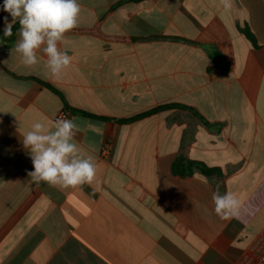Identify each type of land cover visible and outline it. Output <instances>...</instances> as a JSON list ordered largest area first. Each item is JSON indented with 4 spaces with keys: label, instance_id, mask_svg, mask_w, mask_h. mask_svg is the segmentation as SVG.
Instances as JSON below:
<instances>
[{
    "label": "crops",
    "instance_id": "crops-1",
    "mask_svg": "<svg viewBox=\"0 0 264 264\" xmlns=\"http://www.w3.org/2000/svg\"><path fill=\"white\" fill-rule=\"evenodd\" d=\"M79 3L60 78L42 51L24 65L18 32L0 45V264L264 260V0H233L230 12L219 0ZM5 17L0 7V35ZM168 105L185 108L121 122ZM63 111L98 183L27 176L23 134ZM217 186L239 199L237 218L215 213Z\"/></svg>",
    "mask_w": 264,
    "mask_h": 264
},
{
    "label": "clouds",
    "instance_id": "clouds-1",
    "mask_svg": "<svg viewBox=\"0 0 264 264\" xmlns=\"http://www.w3.org/2000/svg\"><path fill=\"white\" fill-rule=\"evenodd\" d=\"M225 12L233 8V0H219ZM4 37H11L13 24L19 22L15 52L26 66L39 63L37 53L46 55V68L51 76L60 78L72 63V57L62 51L59 43L65 34L78 26L79 0H3ZM77 118H58L49 128L35 122L23 134V146L28 150L33 170L27 176L36 185L42 183L61 188L77 187L97 182V166L90 158L79 154L74 137L79 131ZM214 211L221 219L237 218L241 203L232 192L221 194L219 186L212 196Z\"/></svg>",
    "mask_w": 264,
    "mask_h": 264
},
{
    "label": "trees",
    "instance_id": "trees-1",
    "mask_svg": "<svg viewBox=\"0 0 264 264\" xmlns=\"http://www.w3.org/2000/svg\"><path fill=\"white\" fill-rule=\"evenodd\" d=\"M18 30H19V22H17L15 25H13V28H12V32H13V34H12L11 37H4L3 34L0 35V45H4V46H6V47H10V46L14 43V41H15V38H16V35H17ZM247 35L250 37L249 34H247ZM46 86H47V88H49L51 91H53L54 93H56L57 95H59V96L61 97L60 93H59L56 89H54L52 86H50V85H46ZM61 98H62V97H61ZM65 105H66V103H65ZM66 106H67V105H66ZM177 107L185 108L184 106H178V105L162 106V107H159V108L153 109V110H151V111H149V112H146V113H144V114H142V115H140V116H137V117L131 118V119L126 120V121H121V122H123V123H130V122L136 121V120H138V119H141V118H144V117H148V116H150V115H153V114H155V113H157V112H161V111H165V110L172 109V108H177ZM73 111H75V112H79V111H77V110H73ZM79 113H81V114H83V115H85V116H87V117H93V118L96 117V116H94V115H90V114H87V113H84V112H79ZM96 118H97V119H103V118H100V117H96Z\"/></svg>",
    "mask_w": 264,
    "mask_h": 264
},
{
    "label": "built area",
    "instance_id": "built-area-1",
    "mask_svg": "<svg viewBox=\"0 0 264 264\" xmlns=\"http://www.w3.org/2000/svg\"><path fill=\"white\" fill-rule=\"evenodd\" d=\"M67 115H68V113H67L66 111H63V112L61 113L60 118H67V117H68ZM255 264H264V260H261V261L255 263Z\"/></svg>",
    "mask_w": 264,
    "mask_h": 264
}]
</instances>
